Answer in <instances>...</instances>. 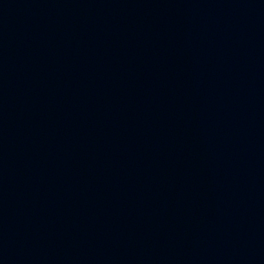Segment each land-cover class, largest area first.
Here are the masks:
<instances>
[{
	"label": "water",
	"instance_id": "obj_1",
	"mask_svg": "<svg viewBox=\"0 0 264 264\" xmlns=\"http://www.w3.org/2000/svg\"><path fill=\"white\" fill-rule=\"evenodd\" d=\"M78 0H0V264H33L50 120Z\"/></svg>",
	"mask_w": 264,
	"mask_h": 264
}]
</instances>
